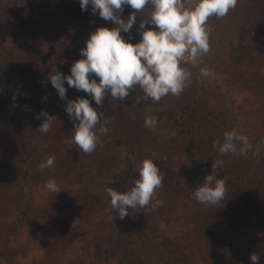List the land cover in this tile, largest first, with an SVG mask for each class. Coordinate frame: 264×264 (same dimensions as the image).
Here are the masks:
<instances>
[{
    "label": "rangeland",
    "instance_id": "1",
    "mask_svg": "<svg viewBox=\"0 0 264 264\" xmlns=\"http://www.w3.org/2000/svg\"><path fill=\"white\" fill-rule=\"evenodd\" d=\"M4 1H0V16L5 9ZM45 1L61 8V15L66 14L62 9L65 7L68 14L85 18L90 33L101 26L115 27L114 22L93 15L91 7L83 11L80 0ZM249 4V0H238L236 8L225 17L209 19L211 51L198 67L185 65L192 72L191 84L179 96L170 94L159 104L190 103L196 98L201 105L208 106L211 102L218 107L222 104L219 99H223L225 104L232 103L238 110L241 102L259 96L263 80H258L253 90L246 89L229 69L236 62H254L250 49L256 43L250 37L249 28L255 15ZM129 8V14L135 11ZM146 8L147 13H136L137 21L131 30L133 42L141 39L137 29L151 11L150 6ZM122 35L130 38L129 33L122 32ZM230 56L233 59H229ZM15 62L13 112L8 116L0 114V264H113L112 260L101 257V248L108 244L107 237L85 222L93 212L110 205L106 189L113 188L121 163V149L104 142L97 128L100 140L91 154L79 151L75 144L65 143L73 136L74 124L65 111L67 101L61 99L48 82L46 65L32 53L17 56ZM201 67L209 69V76L200 77ZM137 88L143 92L138 85ZM83 93L110 122L114 134L134 142L140 163L145 158L153 159L164 176L163 186L157 189L156 196L163 205L133 211L150 228L151 234L142 245L153 254L156 264H242L239 259L244 260V253L236 239L245 234L247 228L239 199L228 187L225 199L216 205L197 202L189 187L191 163L177 128L157 121L155 130L150 129L145 127V119L152 115L146 109L110 95L102 105H95L94 100ZM42 110L55 116L48 133L38 129L44 117L36 119V115ZM246 136L253 142L248 170L259 181L264 178V127ZM215 150L218 151V147H214ZM29 152L32 154L31 195L26 213L22 214L21 176ZM50 156L55 158L54 165L41 171L40 164ZM209 173L207 166L198 172L200 185ZM50 177L55 178L61 192H50L46 188ZM259 190L264 197V187Z\"/></svg>",
    "mask_w": 264,
    "mask_h": 264
},
{
    "label": "trees",
    "instance_id": "2",
    "mask_svg": "<svg viewBox=\"0 0 264 264\" xmlns=\"http://www.w3.org/2000/svg\"><path fill=\"white\" fill-rule=\"evenodd\" d=\"M249 1V9L255 15L253 25L249 28V32L252 31L250 37L256 43L253 49H250L254 62L253 60L246 61L245 64L236 62L233 66L230 65L229 69L234 71L246 89L250 87L253 90L258 80L264 82L262 26L264 1ZM4 2L5 9L1 11L2 16H0V114L8 116L13 112L11 97L15 83L16 57L34 54L46 65V77L51 84L50 75L55 74L56 71L69 75L72 64L82 58L81 49L86 46L90 29L87 30L89 26L85 18L68 14L65 7L62 9L66 14L61 15V8L52 2L45 0H5ZM147 10L145 8L137 14L142 15L147 13ZM130 12L127 6L122 14L123 18L127 19ZM229 59H233V56ZM233 61L235 62L236 59ZM143 96L144 93L134 86L125 101L139 109H146L152 116L157 117L158 121L168 122L177 128L182 137L184 152L191 163L189 187L193 194L200 186L197 180L198 172L206 166L212 172L213 162L223 161L222 166L214 170V174L217 178L224 179L226 188L230 187L232 193L238 197V205L247 228V232L236 239L240 241L236 244L244 253L242 255L244 260L239 259V261L242 264H252L250 256L256 253L260 256L259 264H264V197L259 190L264 187V178L258 181L249 173L248 162L253 152H248L245 158L231 153L222 156L218 151H214V142L220 140L223 143L224 133L227 131L236 130L247 135L264 127V87L259 96L241 102L238 110L236 105L225 104L223 99H219L222 104L217 99L220 104L218 107L211 102L208 106L201 105L196 98L190 103L173 101L159 104L144 99H140L137 103V98ZM77 97H84L83 91L68 87L67 98ZM101 125L108 128L106 134L101 131ZM101 125H97L101 139L107 144L120 148L122 152L113 188L119 191L128 190L138 178L136 167L140 164V160L137 147L130 138L114 134L110 122L104 115ZM31 165L32 154L29 152L21 176L22 214L26 213L27 202L31 195ZM85 225H91L92 229L95 228V231H100V235L107 237L108 244L101 248L102 259L112 260L113 264L157 263V260L152 258L153 254L142 245L151 234L150 228L137 218L133 210L130 209L129 216L121 220L110 203L105 210L93 212Z\"/></svg>",
    "mask_w": 264,
    "mask_h": 264
},
{
    "label": "clouds",
    "instance_id": "3",
    "mask_svg": "<svg viewBox=\"0 0 264 264\" xmlns=\"http://www.w3.org/2000/svg\"><path fill=\"white\" fill-rule=\"evenodd\" d=\"M237 4L238 0H189L188 3L186 0H80L83 11L91 7L93 15L114 22L115 27L101 26L90 33L86 46L81 49L82 58L72 64L69 75L56 71L49 76L59 97L67 100L65 111L74 124L73 136L65 143L75 144L83 153L96 151L100 140L96 128L101 125L103 116L86 97L68 99V87L87 93L95 105H102L108 95L125 101L137 85L144 93L137 98V103L140 99L158 103L170 94L179 96L192 82V72L185 65L198 67L211 51L209 19L225 17ZM126 6L135 11L124 19L122 14ZM146 6H150L151 11L137 29L141 39L133 42L131 30L137 21L136 13ZM149 24L155 27H147ZM122 32L129 33L130 38L126 39ZM209 74L207 67L200 68L201 78ZM43 98L46 100L47 96ZM41 117L44 122L39 131L50 132L55 116L42 110L36 119ZM157 121V117L149 116L145 119V127L155 130ZM101 131L106 134L108 128L101 125ZM214 147H218L222 156L231 153L247 158L252 144L246 135L232 130L224 133L223 143L216 140ZM54 163L55 158L48 157L40 164L41 171ZM222 164V160L213 162V171L193 194L197 202L211 206L225 199L226 181L214 174ZM136 170L138 178L130 189H106L111 207L121 220L129 216L130 209L137 213L150 205L153 208L163 205L162 200L156 199L157 189L164 182L158 164L145 158ZM46 188L50 192H61L54 177L47 180ZM250 259L252 264H259L260 256L253 253Z\"/></svg>",
    "mask_w": 264,
    "mask_h": 264
}]
</instances>
